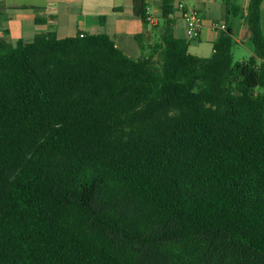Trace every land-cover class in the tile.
<instances>
[{
	"label": "trees",
	"instance_id": "obj_1",
	"mask_svg": "<svg viewBox=\"0 0 264 264\" xmlns=\"http://www.w3.org/2000/svg\"><path fill=\"white\" fill-rule=\"evenodd\" d=\"M263 1L246 61L228 30L190 54L172 21L140 59L106 34L0 41V264H264Z\"/></svg>",
	"mask_w": 264,
	"mask_h": 264
},
{
	"label": "crops",
	"instance_id": "obj_2",
	"mask_svg": "<svg viewBox=\"0 0 264 264\" xmlns=\"http://www.w3.org/2000/svg\"><path fill=\"white\" fill-rule=\"evenodd\" d=\"M163 1L146 0L147 7L158 18L157 23L151 25L135 16L133 0H0V41L16 46L32 43L37 36L50 33L56 34L58 39L75 37L80 33L106 34L126 55L140 59L152 55L149 48L161 42L172 21L173 35L189 42V53L209 58L220 36L214 25L224 23L239 46L236 52L238 61H246L255 55L254 47L247 46L251 41L246 23L250 0H185L198 10L204 22L198 41L187 38L186 22L177 9L180 0H169L173 13L170 19L164 18ZM228 7H240L242 13L238 16L230 14ZM261 11L264 25V1Z\"/></svg>",
	"mask_w": 264,
	"mask_h": 264
},
{
	"label": "built area",
	"instance_id": "obj_3",
	"mask_svg": "<svg viewBox=\"0 0 264 264\" xmlns=\"http://www.w3.org/2000/svg\"><path fill=\"white\" fill-rule=\"evenodd\" d=\"M177 9L181 13L183 20L186 22L187 25V38L190 41H198L201 38L202 31L204 29V22L199 14L198 10L188 5L185 0H180L177 4ZM147 17L146 22L147 24L154 25L157 23L158 18L152 11L150 7L146 8ZM214 30L222 33L227 31L226 24H216L214 25Z\"/></svg>",
	"mask_w": 264,
	"mask_h": 264
},
{
	"label": "rangeland",
	"instance_id": "obj_4",
	"mask_svg": "<svg viewBox=\"0 0 264 264\" xmlns=\"http://www.w3.org/2000/svg\"><path fill=\"white\" fill-rule=\"evenodd\" d=\"M240 1H244V0H240ZM247 46L252 48L253 47L252 41L248 42ZM237 48L239 49V46L236 44L234 46V50H233L235 61H238V59H239V55L236 53L237 52Z\"/></svg>",
	"mask_w": 264,
	"mask_h": 264
}]
</instances>
